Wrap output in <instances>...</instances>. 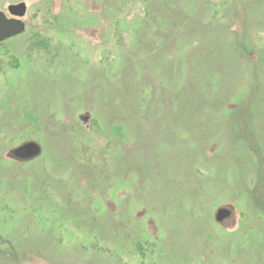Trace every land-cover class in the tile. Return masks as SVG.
Wrapping results in <instances>:
<instances>
[{
  "label": "rangeland",
  "instance_id": "obj_1",
  "mask_svg": "<svg viewBox=\"0 0 264 264\" xmlns=\"http://www.w3.org/2000/svg\"><path fill=\"white\" fill-rule=\"evenodd\" d=\"M18 2L0 264H264V0Z\"/></svg>",
  "mask_w": 264,
  "mask_h": 264
},
{
  "label": "water",
  "instance_id": "obj_2",
  "mask_svg": "<svg viewBox=\"0 0 264 264\" xmlns=\"http://www.w3.org/2000/svg\"><path fill=\"white\" fill-rule=\"evenodd\" d=\"M7 11L10 17H7L3 11L0 10V42L20 34L25 29V23L22 17L26 12V5L24 2L9 4ZM81 119L86 120V116H81ZM40 153V146L34 141H27L14 148L11 155L16 159L26 160L37 156ZM230 210L227 208H218L215 213L217 221L224 220L229 216Z\"/></svg>",
  "mask_w": 264,
  "mask_h": 264
}]
</instances>
